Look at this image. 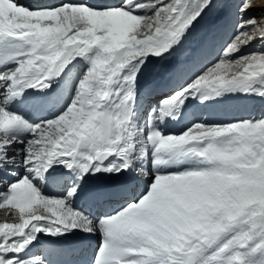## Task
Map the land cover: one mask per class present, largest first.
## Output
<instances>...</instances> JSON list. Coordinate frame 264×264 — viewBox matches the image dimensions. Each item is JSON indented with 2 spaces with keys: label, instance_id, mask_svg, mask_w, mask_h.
<instances>
[{
  "label": "snow or ice",
  "instance_id": "obj_1",
  "mask_svg": "<svg viewBox=\"0 0 264 264\" xmlns=\"http://www.w3.org/2000/svg\"><path fill=\"white\" fill-rule=\"evenodd\" d=\"M253 2L245 0L241 11L249 10ZM213 3L205 0L199 11L188 15L185 0H84L36 9L0 0V43L14 42L24 49L0 61V68L16 65L0 72V172L16 162L8 151L17 142L13 134L24 132L32 136L23 148L27 172L42 175L54 162H63L70 170L79 168L81 179L89 173L119 177L127 172L135 136L142 130L135 129L131 109L109 107L111 85L129 65L146 67L149 56L160 58L182 49L190 30ZM151 9H155L151 16L136 15ZM92 14L103 15L90 18ZM246 26L248 30L232 41L219 62L162 103V119L197 95L209 99L225 92L247 93L255 85L260 89L255 94L264 97V52L227 59L255 40L264 44V25L253 18L239 27ZM218 32L219 26L209 20L191 52L202 50ZM77 56L90 67L63 114L30 125L6 110L26 89L49 88ZM225 72L231 73L230 78L221 74ZM148 143L155 157L153 169L165 163L164 156L187 154L198 157L204 167L182 174L156 173L147 193L138 198L119 189L115 194L131 202L98 224L74 211L66 200L45 198L22 177L8 185L0 201V208L18 209L21 220L0 223V264H32L19 254L35 234L45 231L38 226L41 222L55 228L46 233L50 235L69 230L99 233L95 264H247L250 255L264 251V118L231 126L195 125L178 136L154 131ZM110 157L123 164L106 165ZM75 195L76 189L70 190L68 199ZM36 205L50 215L36 214ZM29 230L34 234L29 239L9 245L13 237ZM10 252L15 253L11 258Z\"/></svg>",
  "mask_w": 264,
  "mask_h": 264
},
{
  "label": "rangeland",
  "instance_id": "obj_2",
  "mask_svg": "<svg viewBox=\"0 0 264 264\" xmlns=\"http://www.w3.org/2000/svg\"><path fill=\"white\" fill-rule=\"evenodd\" d=\"M75 2H84V0L62 1L55 6H59L63 3ZM122 2L123 0H119L117 3ZM141 2L148 3L149 0H141ZM168 2H170V0H165V3ZM16 3L20 4L17 1ZM204 3L205 0H185L184 10L186 14L192 15L195 12L199 11ZM244 3L245 0H214L210 12L206 11L205 13H202L199 21L190 30L188 39L183 41L182 49L178 47L171 53L164 54L160 58L149 56L147 58L146 67L129 65L122 71V73L116 78L115 82L111 85L113 96L109 107L115 111H120L121 109H131L134 114L133 123L135 129L138 131L142 130L138 135L135 136L136 147L130 156H139L140 158L144 159L146 161L147 169H149L150 174H152L151 179L147 181V183H145L144 187H142L143 189H141L140 194L147 193L152 178L156 173L182 174L188 171L200 170L204 167L198 157L187 154L164 156L163 159L165 160V163L161 164L157 169H153V161L155 157L153 156L152 147L148 143V137L152 132L159 131L164 136L173 135V129H176V126L182 124L184 125V127L180 131L174 133V135L178 136V134L180 135L186 132L195 125H202L206 127L231 126L237 123L251 121L254 117L264 118V97L255 94V91L260 90L259 87L255 85L253 89H251L247 93L241 91L225 92L220 96L212 97L209 99H204L202 95L188 97L184 100L183 104L178 110L176 108H173L168 118L165 117L162 119L159 113V109L165 100L171 98L176 92L181 91L183 88L188 87L192 82H194L195 79L199 77V75L203 74L208 68L214 66L215 63L220 61L221 57L227 50V47L232 43V41L238 35H240L241 32L248 30L247 26L239 27L240 25H244L245 22L251 21L253 18H256V22L258 24L264 25V17H262V13H264V0H254L249 10L241 11V9L244 7ZM23 6L31 9L41 8L29 5ZM154 12L155 9H151L147 12L139 11L136 13V15L151 16ZM102 15L103 14H92L90 18H99ZM209 20L214 25L219 26V32L217 33L214 40L209 38L210 43H208L206 47L196 53H192L191 48L194 42L199 40L203 35L204 26ZM225 29L230 30V34L227 37L222 36ZM221 37L223 38V40L220 43L218 42V39ZM23 50V48L17 47V44L14 42H2L0 43V61L6 59L10 55ZM181 51L187 52V55L179 56L178 53ZM251 52H264V44H262V42L259 40H255L246 48H242L239 53L227 57V59L234 61L240 55ZM205 56H209L211 58L207 63L205 62ZM14 67H16L14 63L7 64L3 68H0V72H4L9 68ZM89 67L90 65L88 61L80 56H77L74 59H70V61L66 64V69L63 72L64 79H62L60 83V95L62 98L60 99V101H58V103L61 104L58 109L54 108V104L53 106H49L47 103L46 98L47 94L49 93L48 88L43 90V92L46 94V96L43 95V99L41 98V94H39L38 96L35 95V90L37 89L28 88L17 99H14L12 102H10L6 106V110L10 113L19 115L30 125H38L42 122H47L49 120L57 118L59 115L63 114V112L66 111L69 106H71L77 94L79 83L85 73L89 70ZM236 70L237 69L233 67V71ZM221 74L228 76L229 78L231 76L230 72ZM182 75H185V78L182 77ZM160 86H167V92L164 91L165 94L158 97L161 98L158 101L148 104V97L150 99L149 93L153 88ZM0 91H2V89H0ZM164 98L167 99L164 100ZM54 103H57V100ZM44 108L50 110L46 114V117L41 115V109ZM36 114L37 116L39 114V117H41L42 119L40 118L34 120L30 118L31 115L36 116ZM177 114H181L180 119L178 118ZM187 116L189 118L188 124H186L184 120V118H186ZM173 118L174 124L172 123ZM193 134H195V132ZM13 135H16V140L19 143V145H17V148L20 152V158L17 160L18 162L7 165L8 167H5L3 169V171H5L9 175V177H5V179H8V181H10L9 183L13 184L16 181L20 180L22 177H27L45 198H60L62 200L66 199V201H68L74 211L78 213L85 212L83 209L84 206L82 201L85 196H83L82 194L84 191L86 192V187H89L88 184L92 180H90L92 174L89 173L81 179L79 168L74 167L70 170L64 165L63 162H54V164L58 166L60 171L67 176V178L63 180V188H65L63 189L62 193L59 195H55L51 193L50 188H48V183H46L47 181L45 182L44 179H40L42 178V176L38 178L36 175L37 178H35L34 173L27 172L25 167L23 166V148L25 144L30 139H32V136L27 132ZM20 141H23V143H21ZM51 169H54V165L53 167H51ZM43 176H45V173H43ZM101 181L104 182L105 179H102ZM72 189H76V195L69 200L68 193ZM7 192L8 189H6L3 193L7 194ZM139 195L137 196V198L139 197ZM0 209L4 210V213H8V218L10 217L15 220H19L20 217L17 214L15 215L14 208L11 209L8 206H5ZM33 209L36 214L50 215V213H48L47 210H45L40 205L34 206ZM120 209L121 207L118 209H114L111 213L109 212L107 214L101 215L94 223L98 224L101 219L114 215ZM16 217L19 218L17 219ZM8 218L6 217V220ZM38 226L43 227L44 229V226L48 228L49 224L46 222H41ZM50 226L53 227L52 225ZM46 228L44 230H46ZM42 232L44 233L45 231ZM42 232L35 234V236L42 234ZM74 232H76V230H69L67 233L72 235ZM27 233H29L30 237L34 235L33 233H31V230H29ZM93 235L95 236L96 242H92L91 245L86 248H92V250L90 251V264H95L97 250L100 245L99 233H94ZM26 239L27 238H24V236H22L20 237V242H24ZM8 243L9 245H13V243H17L14 245H18L19 239L17 238L15 241L11 239ZM34 245V243L29 244L27 248L23 252H21L22 254H19L20 258L25 261L31 260L32 264L33 262L35 264L46 261V259L44 258V244L38 245V247H41L40 249H38V251H32L35 247ZM13 255H11L10 253L8 254L9 258H11ZM37 257L39 259H34ZM247 264H264V251H258L250 255L248 257Z\"/></svg>",
  "mask_w": 264,
  "mask_h": 264
},
{
  "label": "bare ground",
  "instance_id": "obj_3",
  "mask_svg": "<svg viewBox=\"0 0 264 264\" xmlns=\"http://www.w3.org/2000/svg\"><path fill=\"white\" fill-rule=\"evenodd\" d=\"M16 1L20 4L34 6V7H51V6L57 5L58 3L62 1H68V0H16ZM118 1L119 0H115V2H118ZM229 34H230V30L225 29L223 31L222 36L227 37L229 36ZM222 40L223 38L221 37L218 39V42L221 43ZM210 59L211 58L209 56H205L206 63L209 62ZM182 77L185 78V75H182ZM62 79H64L63 73L60 74L58 77L53 78V80L50 81V87L48 88L49 93L47 94L46 100L49 106H53L54 104L55 109H58L61 106V104L58 103V101H60V99L62 98L60 95V92H61L60 83ZM55 82H58V86L55 88L54 92L51 93V88ZM167 90H168L167 86H162V87L160 86V87L153 88L151 92L149 93L150 99L148 97V104H151L152 102H156L159 99H161L158 97L164 95L165 92H167ZM42 92L43 90H41L40 92L35 90V95L38 96L39 94H41V98L43 97V95L46 96V94ZM154 94L156 95L155 97H154ZM151 98H153L154 100ZM165 99L167 98H164V100ZM56 100H57V103H54L56 102ZM49 111L50 110L47 108L41 109V112H42L41 115L46 117L47 116L46 114ZM180 115L177 114L179 119H180ZM30 118L36 120V119H40L41 117H39V114L38 116L36 114V116L31 115ZM184 120L186 124L189 123L188 116L184 118ZM172 121H173L172 123L174 124V118L172 119ZM176 127L177 128L173 129L172 131L173 135L174 133L180 131L184 127V125L181 124ZM17 145H19L18 142L14 143L8 151L10 156L16 157V162H18L17 160L20 158V152L17 148ZM129 159L131 160L130 168L128 169L127 172H123L119 177H116L113 175L101 174V175H92V177L90 178V180L91 179L92 180L88 184L89 187L87 186L86 192L84 191L82 194L83 196H85L82 201H83V206H84L83 209L86 213L82 212L81 214L89 218L92 222H95L101 215L107 214L109 212L111 213L114 209H118L124 206L125 203L131 202L130 199L125 200L115 194L119 189L124 188L128 192H134L136 196H138L140 194L141 189H143L142 187H144L145 183H147V181L151 179L152 173L150 174L149 169H147L146 161L144 159L140 158L139 156H136V157L130 156ZM104 163L108 166H112L113 164L122 165L123 161L117 160L116 157L114 158L112 157V158H109ZM53 165H54L53 170H51V167H50L47 171L44 172L45 176H43L42 174L39 176L37 175V177L40 178L42 176V178L40 179H44L45 182L47 181L46 183H48L47 186L48 188H50L51 193L55 195L57 194L59 195L62 193L63 189L65 188V187L63 188V180L66 179L67 176L63 172L60 171L57 165L55 164ZM141 173H143L144 175H141ZM0 174H1L0 177H2L4 180V183L0 185V194H4L3 192H5V190L8 189V185H10L9 183L10 181H8V179H5V177L6 178L9 177V175L5 171L0 172ZM34 175H35V178H37L35 173ZM102 179H105L104 181L105 183L101 181ZM5 195L6 194L0 195V201H2V199L5 198ZM7 214L4 213V210L0 209V223H20L21 222L19 218L20 213L18 209H15V215L17 214L19 216L18 217L19 220H15L10 217L8 218ZM6 217L8 218L7 220H6ZM25 218H28L27 214H25ZM45 226H44V229L46 228ZM50 231H55V228L49 225V227L46 228L44 233L42 232V234L35 236V239L32 240V243L35 244L34 245L35 247L33 248V250L31 249L32 251H38V249L41 248L40 246L38 247V245H41V244H44L43 247L45 248L44 258L46 259V261H43L41 263L40 262L35 263V264H90L89 263L90 251L92 250V248L90 249H86V248L90 246L92 242H96L95 236L93 235L94 233H86L84 231L76 230V232L72 234L74 236L70 235L67 232L63 235L46 234ZM17 238L19 239L18 245L23 243V242H20V237H13L12 239L15 241ZM24 238L29 239L30 238L29 233H26ZM14 244H17V243H13V245ZM10 254L13 255L15 253L10 252Z\"/></svg>",
  "mask_w": 264,
  "mask_h": 264
},
{
  "label": "water",
  "instance_id": "obj_4",
  "mask_svg": "<svg viewBox=\"0 0 264 264\" xmlns=\"http://www.w3.org/2000/svg\"><path fill=\"white\" fill-rule=\"evenodd\" d=\"M65 68V67H64ZM64 68L62 69L61 73L63 72ZM111 158V157H110Z\"/></svg>",
  "mask_w": 264,
  "mask_h": 264
}]
</instances>
